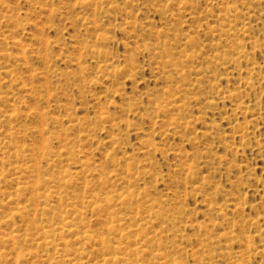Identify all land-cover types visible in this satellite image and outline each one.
Here are the masks:
<instances>
[{"label":"rangeland","instance_id":"rangeland-1","mask_svg":"<svg viewBox=\"0 0 264 264\" xmlns=\"http://www.w3.org/2000/svg\"><path fill=\"white\" fill-rule=\"evenodd\" d=\"M0 264H264V0H0Z\"/></svg>","mask_w":264,"mask_h":264}]
</instances>
